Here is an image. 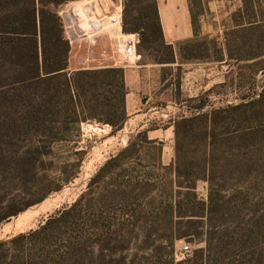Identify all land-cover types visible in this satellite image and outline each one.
<instances>
[{
	"label": "trees",
	"instance_id": "16d2710c",
	"mask_svg": "<svg viewBox=\"0 0 264 264\" xmlns=\"http://www.w3.org/2000/svg\"><path fill=\"white\" fill-rule=\"evenodd\" d=\"M71 1L76 0H0V226L45 202L65 186L47 182L48 175L42 174L46 172V158L53 152V145L78 143L83 121L109 124L116 133L128 119L124 69L70 70L71 45L57 9ZM259 4L264 5V0L260 3L247 0L244 14L236 15L235 28H230L235 31L230 33L231 37H241V45L252 47L253 52L247 51L248 57L242 54L248 61L264 58V50L258 49L264 45L261 31L264 16H258ZM125 6L123 31L140 36L138 51L157 60H174V50L164 38L157 0H127ZM195 18L192 17V22L197 32ZM236 31H243L242 35H235ZM206 52L207 44L198 42L192 44L188 54L199 60L205 59ZM261 97L209 112L204 111L207 101L202 100L197 114L176 122V156L168 166L162 162V145L149 140L147 131L139 133L127 148L99 169L86 193L74 204L50 217L39 229L12 241L27 244L23 264H46L45 260L53 264H100V258L105 264H113L115 260H106L101 242L105 236L110 238L116 232L118 235L120 227L126 228L130 219H136L133 226L143 219L145 223L151 222L147 236L170 245L187 238L205 242L206 247L196 250L193 258L178 264H210L213 238L221 228L209 220L223 208L225 198L215 195L218 185L215 162L224 163L231 176L242 170L240 159L231 157L241 154L244 159L251 150L232 147L234 139L229 137L231 130L264 117V94ZM146 147L155 149L158 157L140 166L153 173L133 177L123 170L119 185L123 192L121 196L114 195L110 190L114 184L109 181L112 170L122 169L135 157L140 161ZM201 181L210 184L207 202L197 193ZM223 182L222 188L227 187V179ZM163 189L168 193L163 195ZM139 198L143 199L145 209L134 207ZM116 201L124 206L122 216L128 221L112 219V205ZM83 213L87 220L83 219ZM87 221V229L92 230L89 238L81 226ZM160 221L164 223L155 227ZM100 228L101 235L97 234ZM141 228L133 230L137 238ZM163 230L164 233L157 234ZM58 243L61 249L57 251L54 245ZM40 244L46 255L42 249L38 256L29 252ZM120 261L127 264L125 259ZM167 264H175L174 259Z\"/></svg>",
	"mask_w": 264,
	"mask_h": 264
},
{
	"label": "rangeland",
	"instance_id": "374dc122",
	"mask_svg": "<svg viewBox=\"0 0 264 264\" xmlns=\"http://www.w3.org/2000/svg\"><path fill=\"white\" fill-rule=\"evenodd\" d=\"M191 4L192 15L196 17L198 31H205L207 34H211L210 37L217 36L216 31H230V28L234 25V20L230 19L231 15L236 13L240 7V3H221L220 0H191ZM258 7V16L263 17L264 5L259 4ZM175 21L176 19L173 17L168 22L173 23ZM242 32H237L235 35L240 36ZM256 47L257 45L254 46V51H256ZM226 48L227 53L232 55L227 62L222 64L227 71L225 74L227 84L223 87H216L214 99L210 103L212 109L209 111L248 103L264 94V58L251 61L244 60L243 55L248 57L250 52L247 51H252L250 45L244 47L241 44L234 43L229 44ZM258 49L263 52L264 45ZM214 50L217 57L220 52L217 50V45H215ZM261 99H263V96ZM88 121L96 120H86L82 123ZM82 123L80 124L78 143L53 145V152L46 158V172L42 174L46 173L48 175L47 182L64 184L63 189L53 193L45 202L30 208L11 222L0 226V242L2 243V246H0V264H23V258L27 256V244L25 246V242L14 243L12 241L39 229L50 217L65 207L74 204L81 195L86 193L93 176L110 159L106 153H104V156L101 155L102 149L99 146L103 139L113 131L112 126L110 125L112 130L109 134L83 141L81 137ZM241 135L245 136L238 138ZM229 138L234 139L231 142L232 147H241L244 151L251 150V153L244 156L245 160L241 154L239 157L236 154L232 155L231 158L240 159L243 165L242 170L232 176L224 163L215 162L217 164L215 172L218 177L215 195L219 199L221 196L225 198L223 208L213 213L212 220H209L213 225L221 228L213 238L209 261L210 264H264V117L261 120L248 121L241 125L239 129L231 130ZM175 148L176 136H174L173 142L165 143V159L171 161V163L175 160ZM194 149L192 148V151ZM157 154L155 149L146 147L143 150V155L140 156V161H137V157H135L136 161H127L122 169H113L109 180L114 184L110 188L111 192L114 195L119 194L121 196L123 189L120 190L119 185L123 179L121 175L125 172L123 170H127L126 173L133 177L138 174L142 176L143 172L146 174L153 173L152 170L143 169L140 165L154 162L158 157ZM244 162H246V166ZM154 173L163 174L164 172L154 171ZM219 177H222V179ZM224 179H227L228 186L222 188ZM221 188L223 192L220 190ZM142 191L144 192V189ZM161 192L165 195L168 190L163 189ZM197 193L202 200L209 201V182L201 181L198 184ZM138 202L134 204V207L145 209L146 205L143 199L139 198ZM120 204L116 201L112 205L111 216L114 222L124 221L125 219L128 221L127 218L124 219L122 216L124 206ZM82 216L83 219H88L85 213ZM135 220L130 219L126 228L121 229L120 227L118 235L116 232L110 238L106 236L103 238L102 248L106 249L103 250H105L104 255H107L106 260L108 262L111 258L115 260L113 264H123L120 261L121 259H125L127 264H167L173 258L174 263L178 264L187 262L194 257L196 250L206 247L205 242L192 241L191 238L175 241L173 245H170L169 242H162L158 238H150L146 233L148 227H152L151 222L145 223L143 219V222L133 226L132 223ZM101 221H103V218ZM163 223L164 221H160L155 227H160ZM86 224H88V221L84 225L81 224L83 226L82 231L89 238L92 237L90 234L92 230L87 229ZM137 226H143L139 230L140 237L138 238L136 234H133V230L136 231ZM162 233H164V230L157 234ZM97 234H102L101 228ZM186 246H189V252H185ZM54 248L57 251L61 249V243L54 245ZM41 249L43 254L46 255L45 247L41 244L33 248V251L29 250V252L38 256V254L41 255ZM53 259L57 260L56 257ZM60 259L58 258V261ZM44 262L53 264L46 260ZM98 262L105 264L101 258ZM59 264L65 263L60 262ZM109 264L111 263L109 262Z\"/></svg>",
	"mask_w": 264,
	"mask_h": 264
},
{
	"label": "crops",
	"instance_id": "0c3cea01",
	"mask_svg": "<svg viewBox=\"0 0 264 264\" xmlns=\"http://www.w3.org/2000/svg\"><path fill=\"white\" fill-rule=\"evenodd\" d=\"M101 1L102 7L98 6V12L103 16L111 13L118 3L117 0ZM262 1L253 0L255 3ZM157 2L164 38L166 44L174 50V60L161 61L152 55L139 52L141 59L135 64H130L118 51V34L114 29L107 28L94 41L71 46L70 70L75 72L121 68L125 71L128 119L122 130L116 133L112 131L100 143L102 156L104 153L109 155V158L116 156L122 149L127 148L139 133L147 131L149 140L162 145V162L168 166L171 161L165 159V143L173 142L176 122L197 114V107L202 100L207 101L204 111L209 112L212 109L210 103L214 99L216 87L227 84V71L222 65L230 58L226 46L229 42L240 44L241 37L232 38L230 33L233 31H216L215 37H210L211 34L205 31H194L190 0ZM220 2L240 3L238 11L231 15L230 19L233 21L236 15L244 14V3L247 0ZM173 17L176 21L168 22ZM232 27L235 28L234 25ZM198 42L207 44L206 59L202 61L188 54L192 44ZM215 45L220 51L217 57L214 54Z\"/></svg>",
	"mask_w": 264,
	"mask_h": 264
},
{
	"label": "built area",
	"instance_id": "2783aa9c",
	"mask_svg": "<svg viewBox=\"0 0 264 264\" xmlns=\"http://www.w3.org/2000/svg\"><path fill=\"white\" fill-rule=\"evenodd\" d=\"M113 11L106 16L98 12L102 7L101 0H85L84 2L68 3L59 9L63 21L64 33L71 46L97 39L107 28L114 29L118 34V51L130 64L141 59L138 51L140 36L126 34L123 31L124 10L127 0H117ZM112 130L110 125L98 121H88L81 125L83 141L92 140L107 135ZM189 252V246L185 247Z\"/></svg>",
	"mask_w": 264,
	"mask_h": 264
}]
</instances>
